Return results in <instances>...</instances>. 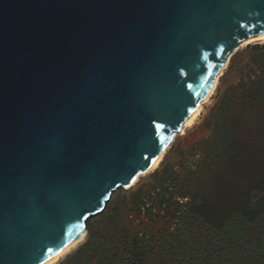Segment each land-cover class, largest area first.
Segmentation results:
<instances>
[{"label": "water", "instance_id": "1", "mask_svg": "<svg viewBox=\"0 0 264 264\" xmlns=\"http://www.w3.org/2000/svg\"><path fill=\"white\" fill-rule=\"evenodd\" d=\"M261 35L264 0H0V264L88 231Z\"/></svg>", "mask_w": 264, "mask_h": 264}, {"label": "trees", "instance_id": "2", "mask_svg": "<svg viewBox=\"0 0 264 264\" xmlns=\"http://www.w3.org/2000/svg\"><path fill=\"white\" fill-rule=\"evenodd\" d=\"M252 50L257 73L253 72L247 80H241L224 92L215 121L209 125L210 139L199 148L203 154L198 166L201 169H213L230 161L238 138L254 137L255 130L264 125V45H255ZM233 160L240 162L239 157ZM164 175L161 193L157 194L153 205L165 210L166 217L151 223H160V233L175 232L164 244L163 250L171 257L172 263L260 264L264 254V207L257 202L259 197L254 194H264V186H248L244 212L225 217L218 228L213 223V227L206 228L209 222L204 215V200L192 192L194 186L192 190L184 191V185L190 184V180L185 177L180 183L179 175L170 168L164 171ZM166 182H169V188L163 186ZM156 189L135 196L133 205L138 213L144 200L151 197ZM177 199H187L189 202L184 206ZM87 228L88 240L64 264H148L154 253L155 238L152 235L130 240L127 233L110 236L98 229ZM195 230L198 234H195ZM204 232L207 234L203 235ZM217 239L218 245L215 244ZM203 241L206 247L202 249ZM190 242L194 243V247L189 250Z\"/></svg>", "mask_w": 264, "mask_h": 264}, {"label": "rangeland", "instance_id": "3", "mask_svg": "<svg viewBox=\"0 0 264 264\" xmlns=\"http://www.w3.org/2000/svg\"><path fill=\"white\" fill-rule=\"evenodd\" d=\"M245 43L246 46L242 48ZM245 43L241 44L234 54H231L233 57L230 64L221 77L213 98L204 106L196 124L188 129L185 135L181 136L179 133L174 136L173 143L159 168L141 178L133 188L129 190L126 188L119 189L115 192L106 210L91 218L88 227L98 229L103 234L110 236L116 234L122 236L127 233L130 240L135 237L142 238L152 235L155 238L154 253L151 254L148 264H161V262L174 264L171 262V257L167 256L163 250L164 244L172 238L171 236H174L175 232L160 233V223L153 224L149 221H142L140 214L133 205L137 194L152 192L154 188H159L162 185L163 177H165L164 171L167 168L173 169L176 175H179L180 183L187 177L191 183L188 185L185 183L184 191L192 190L194 186L195 189L192 192L194 191L193 193L197 194L199 199L204 200V215L209 222L206 224V228H210L212 223L216 224L218 228L219 222H222L225 217L244 212L247 187L251 184L264 186V125L255 130L254 137L238 138L229 157L230 161L219 164L213 169H201V166H198L203 160V154L199 148H202L203 144L210 139L209 125L215 121V115L224 92L237 85L241 80H247L253 72L257 73L253 63L255 53L252 47L255 45L263 46L264 44L254 43L251 45V41ZM247 135L249 136V134ZM234 157H239L240 162L234 161ZM197 167L198 169H196ZM254 196L259 197L257 202H261L262 207H264V194L255 193ZM115 210H117L116 213ZM194 232L198 234L197 230ZM88 234L84 242L58 264L67 262L69 257L73 256L88 240ZM206 234L207 232L203 233V235ZM196 236L199 237V235ZM219 239H217L216 245H218ZM203 242L202 249L206 247L205 241ZM193 247L194 243L190 242L189 250ZM221 248L223 247L221 246ZM225 252L229 254L228 250ZM260 264H264V254L260 258Z\"/></svg>", "mask_w": 264, "mask_h": 264}, {"label": "bare ground", "instance_id": "4", "mask_svg": "<svg viewBox=\"0 0 264 264\" xmlns=\"http://www.w3.org/2000/svg\"><path fill=\"white\" fill-rule=\"evenodd\" d=\"M250 41H251V44H254V43L264 44V35H261V36L252 38V39H250L249 41H246V42H250ZM243 43H245V42H243ZM245 46H246V43L244 45H242V48H244ZM232 57H233V55H230L229 56L228 61H227L226 65H225L224 69L217 76V78L215 80L214 87H213L210 95L205 100H203V101L200 102L198 109L190 116V118L188 119V121L183 125L182 130L180 132V135L181 136L185 135L186 134V131L188 129H191L196 124V122L198 121V119L200 118V116H201V114L203 112L204 106L207 103H209L210 100L213 98V96H214V94H215V92H216V90L218 88L220 79L223 76L225 70L228 68ZM172 143L173 142H171L170 145L167 146V148L158 157V159L154 162V164L150 167V169L148 171H146L145 173L139 175L134 180V182L131 185H129L126 189L129 190V189L133 188L141 180V178H144L147 175L153 173L155 170H157L159 168V166L161 165V163L163 162V160H164V158H165L168 150L170 149V146H171ZM87 234L88 233H87V230H86L78 239H76L74 242H72L70 245H68L66 248H64L62 251H60L59 253H57L55 256H53L51 259H49L48 261H46L43 264H58L63 258H65L68 254H70V252H72L73 250H75L81 243L84 242Z\"/></svg>", "mask_w": 264, "mask_h": 264}, {"label": "built area", "instance_id": "5", "mask_svg": "<svg viewBox=\"0 0 264 264\" xmlns=\"http://www.w3.org/2000/svg\"><path fill=\"white\" fill-rule=\"evenodd\" d=\"M164 187L169 188V182H166ZM161 187L157 188L155 192L152 193L151 197H147L144 200V204L140 208V216L142 221H157L159 218L166 217V212L163 209H159L153 205L154 199L156 198L157 194L161 193ZM181 205L186 206L188 203L187 199H177ZM187 200V201H186Z\"/></svg>", "mask_w": 264, "mask_h": 264}]
</instances>
